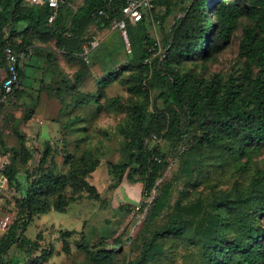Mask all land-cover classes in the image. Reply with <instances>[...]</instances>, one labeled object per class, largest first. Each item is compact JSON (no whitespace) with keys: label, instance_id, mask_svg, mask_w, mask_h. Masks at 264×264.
I'll list each match as a JSON object with an SVG mask.
<instances>
[{"label":"trees","instance_id":"16d2710c","mask_svg":"<svg viewBox=\"0 0 264 264\" xmlns=\"http://www.w3.org/2000/svg\"><path fill=\"white\" fill-rule=\"evenodd\" d=\"M108 2L84 0L74 10L71 0H61L50 24L47 4L0 0L3 64L6 47L17 53L32 48L18 68L20 87L9 97L19 118L5 114L0 93V151L10 156L5 174L9 189L19 194L13 198L16 216L0 237V264H44L51 253L31 256L40 245L25 235L28 226L72 204L103 201L89 179L106 151L109 132L98 127L104 115L120 117L122 159L108 162L109 189L125 212L139 208L146 215L135 240L128 238L140 244L136 257L125 258L122 236L91 244L84 235L77 248L85 264H264V0H152L150 13L128 24L131 52L121 36L108 39L124 0ZM178 6L181 15L166 29ZM148 16L160 20L162 47ZM93 26L106 36L87 63L81 53L97 34ZM240 31L239 59L229 70L212 72L211 63ZM95 65L102 79L95 77ZM115 86L124 94L110 95ZM23 99L32 106L19 105ZM43 101L58 104L52 121L61 126L60 142L34 145L22 126ZM7 134L15 136V145ZM154 136L168 142L166 152ZM176 160L177 175L159 182ZM139 183L143 198L133 200L125 184ZM166 210L164 223L151 228ZM76 232L60 230L66 255ZM13 249L24 256L11 255Z\"/></svg>","mask_w":264,"mask_h":264},{"label":"rangeland","instance_id":"374dc122","mask_svg":"<svg viewBox=\"0 0 264 264\" xmlns=\"http://www.w3.org/2000/svg\"><path fill=\"white\" fill-rule=\"evenodd\" d=\"M181 8V6H178L168 18L165 23L166 29L171 26L177 16L181 15ZM150 32L157 40V44L162 47V28L152 25L150 26ZM241 33L242 31L238 32L235 38H232L231 42L223 47L219 56L211 63L210 70L212 72L229 70L236 60L239 59V43ZM120 36L121 33L114 30L110 33L108 39L118 40ZM162 51L163 50L160 49L158 54L162 53ZM93 72L97 79H102L105 76L100 65H95ZM119 93L124 94L123 89L119 86H115L109 90L110 95ZM41 110L43 109L41 108ZM41 110L40 112L42 115L44 113ZM119 121V116L104 115L98 122V127L103 130H107L109 132V136L105 137L106 151L103 156L102 164L92 174L89 180L99 189L103 196V201L84 200L80 203L72 204L64 213L50 212L43 214L40 218L28 226L25 235L32 240H37L40 245L39 250L31 256H41L43 249L46 253H51L47 256L48 260L44 261V264H85L86 257L77 248L78 243L81 242L84 235L91 244L98 243L101 238H106L109 243H114L119 236H122L125 240V243L122 246V249L125 251V258H134L139 254L140 244L133 243V241L128 238H134L135 240L138 227H140V224L146 214H142L139 208L131 213L125 212L123 207L119 205L115 195L109 189L111 177L108 162H117L122 159L121 153L118 150L121 146V140L116 133V127ZM47 123L49 127L37 124V132H39V134L43 130H56L49 121H47ZM14 137V135H6V139L9 143L10 141L15 140ZM49 137H51V141L53 142H60L59 135L53 131ZM40 140V138L34 139L35 143L33 144L40 143ZM154 144L159 145L162 152H166L169 149L168 142L164 140H159ZM6 160L9 162L10 156H8V159ZM179 167L180 162L178 160L174 161L168 168L165 177L159 182L172 180L177 175ZM125 187L127 188L128 196L133 200H140L143 198L141 197L143 187L140 183L137 185L125 184ZM181 188L182 185L175 189V192L170 198L171 205L179 198ZM157 194L158 192L154 191L152 197L144 196V199L146 201H152ZM17 196H19V194L11 189L6 190L4 195H0V197H2L0 198V237L7 231L6 228L11 225L16 216L13 198H16ZM125 196V193H121L120 200H124ZM167 213V210L164 211L157 220L152 222L151 228L163 224ZM5 223L8 224L4 226L3 224ZM60 230L77 231L71 238H69L72 250L70 255H66L62 250L63 237L61 236ZM145 232L148 234L147 229ZM11 255L24 256V253L13 249ZM123 259L124 257L122 260Z\"/></svg>","mask_w":264,"mask_h":264},{"label":"built area","instance_id":"2783aa9c","mask_svg":"<svg viewBox=\"0 0 264 264\" xmlns=\"http://www.w3.org/2000/svg\"><path fill=\"white\" fill-rule=\"evenodd\" d=\"M31 5L47 4L52 9V14L49 17V23L52 24L58 16L61 0H26ZM112 4V0H109L108 7ZM154 8L152 0H124L122 6V18L113 21L111 30H117L121 33L125 46L128 52H131V44L128 37V24L134 25L140 23L150 11ZM104 14V10L100 11V15ZM153 26L159 27L160 20H156L152 16H148ZM105 34L93 35L91 39L86 42L82 47L81 56L87 63H90V56L93 50H95L105 39ZM5 55L7 58V70L8 75L3 83L2 93L5 98L12 96L15 91L20 87L21 78L19 76L18 68L22 66L32 55V48H28L26 52L17 53L12 47L5 48ZM154 142L158 141V137L154 136L152 139ZM150 143V139H147L146 144ZM157 159V158H156ZM160 161L159 159H157ZM8 161L0 151V195L9 189V180L5 174V166Z\"/></svg>","mask_w":264,"mask_h":264},{"label":"crops","instance_id":"0c3cea01","mask_svg":"<svg viewBox=\"0 0 264 264\" xmlns=\"http://www.w3.org/2000/svg\"><path fill=\"white\" fill-rule=\"evenodd\" d=\"M71 1H72L71 6L74 8V10H77V8L81 7L83 5V3H84V0H71ZM92 31L97 33L95 35H98V34L101 33V32H99L97 26H93L92 27ZM101 34H103V33H101ZM0 70H1V75H0V93L2 94L3 83H4V81H5V79H6L7 75H8L7 64H3L2 58H0ZM2 101H4V104H5V107H4L5 114L8 113L9 117H10V113L14 112L16 114V117L19 118L21 116V112L16 110L17 108H16V105H15V102L11 101V99H9V98H5V96L1 100V102ZM24 103H28L29 106H32V104H33V102L25 101L24 99L21 100L18 104L21 105V104H24ZM41 108L43 110H41ZM40 110L43 111L44 114L41 115ZM57 110H58V104H57L56 101H52L49 104L47 103V101H43V102L38 104L34 116L25 125L22 126V130L24 131V133L27 134L28 138L31 139V143H35L34 139H37V138H40L41 139L40 141H42V140H51V137H49V135L51 134L52 131L55 132L56 134H58L59 137H60V128H61V126H60L59 123L52 121V119L55 118V116H56ZM47 121H49L50 124H52L54 129H56V130H43L39 134V132H37V127H36L37 124L49 127ZM45 122H46V124H45ZM38 142H39V140H38ZM10 144L15 145L16 141L12 140V141H10ZM38 144H40V143H36L34 145H38ZM4 194H5V192L2 195H4ZM0 198H2V197H0ZM7 224L8 223H5L3 225L5 226ZM6 229H8V227Z\"/></svg>","mask_w":264,"mask_h":264}]
</instances>
